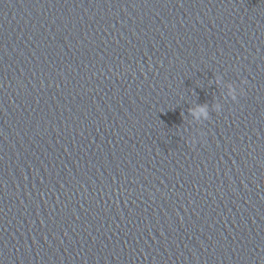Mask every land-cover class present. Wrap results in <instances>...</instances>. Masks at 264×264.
<instances>
[{"label":"clouds","instance_id":"clouds-1","mask_svg":"<svg viewBox=\"0 0 264 264\" xmlns=\"http://www.w3.org/2000/svg\"><path fill=\"white\" fill-rule=\"evenodd\" d=\"M230 95H232L233 100L236 99L235 90L234 89H230ZM200 112L204 113L205 117L207 118V112H206V108L204 106L200 107Z\"/></svg>","mask_w":264,"mask_h":264}]
</instances>
